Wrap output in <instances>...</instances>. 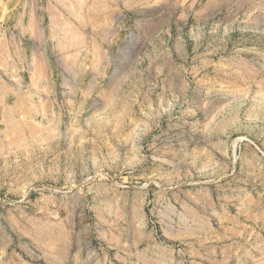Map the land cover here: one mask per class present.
Listing matches in <instances>:
<instances>
[{"label":"rangeland","instance_id":"obj_1","mask_svg":"<svg viewBox=\"0 0 264 264\" xmlns=\"http://www.w3.org/2000/svg\"><path fill=\"white\" fill-rule=\"evenodd\" d=\"M0 264H264V0H0Z\"/></svg>","mask_w":264,"mask_h":264}]
</instances>
